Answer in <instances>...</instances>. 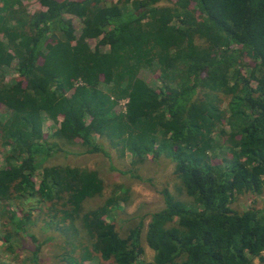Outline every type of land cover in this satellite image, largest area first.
<instances>
[{"label": "trees", "instance_id": "1", "mask_svg": "<svg viewBox=\"0 0 264 264\" xmlns=\"http://www.w3.org/2000/svg\"><path fill=\"white\" fill-rule=\"evenodd\" d=\"M32 2L0 0V245L38 264L59 233L84 251L64 249L62 264H88L93 252L142 263L143 223L120 234L115 195L83 210L103 192L98 171L46 165L69 144L173 163L192 201L163 190L145 232L150 264L264 263V205L231 206L264 187V0ZM39 223L52 235L38 239Z\"/></svg>", "mask_w": 264, "mask_h": 264}, {"label": "rangeland", "instance_id": "2", "mask_svg": "<svg viewBox=\"0 0 264 264\" xmlns=\"http://www.w3.org/2000/svg\"><path fill=\"white\" fill-rule=\"evenodd\" d=\"M23 1L28 10L35 9L36 5L32 0ZM68 17L72 18V15H68ZM174 23L177 22L174 21ZM94 44L95 42L90 44V46L93 48L95 46ZM156 66V64L152 66L153 71L156 69ZM153 71L149 70V76L156 75ZM14 73L13 66L4 69L7 80H10L11 76L15 75ZM101 85L105 87L104 84ZM122 103L123 101L121 104ZM42 122L44 133L50 134L55 128V125L43 114ZM224 128L227 129L228 127L225 125ZM223 145L224 142L222 139L220 141V147L216 149L218 154L221 153V150H225V146ZM1 149L2 147L0 146V150ZM67 149H69L70 152L53 154L48 159L46 165L63 164L97 170L104 183L103 192L101 195L86 199L82 204L83 210L86 211L100 206L108 197L115 195L118 202H116V206H113L111 209V222L121 234L124 232L127 225L130 224L129 222L131 220H133V224L141 221L143 223L141 243L144 247V253L142 256V263L139 264L152 263L154 251L145 241V232L151 213L161 210L165 206L163 190L167 189L174 197L182 201H192L191 197L181 188L179 180L174 175L173 163L163 156V154L158 155V157H153L149 154L142 162L133 164L132 156L127 151L123 154L111 151L110 158H108L101 154L82 153V149L78 145L67 144ZM226 155H229V152H227ZM2 157L3 152H0V159ZM111 165L113 166L112 168L110 167ZM114 190L115 192L112 193ZM263 205L264 187L260 195H238L231 203V206L239 211L253 206L260 208ZM174 220L176 221L177 218ZM37 228L38 232L35 226V233L38 239L52 235L51 230L45 227L44 223H39ZM58 234H53L55 236L54 239H51L50 242L42 246L41 252L38 253V264H62L60 261L64 249L73 250L72 245H66L64 237ZM27 243L29 245L26 246L32 249L34 246L33 242L27 241ZM83 253L84 251L80 247L73 250V255L76 256ZM92 254L93 258L88 264H109L107 261L99 260L94 252ZM262 254L264 256V251ZM30 258L31 256L28 257L27 253L21 248H15V252H8L3 245H0V264H27ZM254 263L264 264L259 262L258 259H255Z\"/></svg>", "mask_w": 264, "mask_h": 264}]
</instances>
